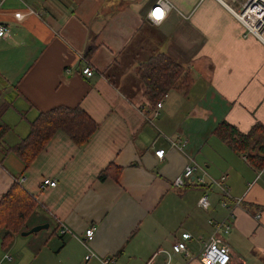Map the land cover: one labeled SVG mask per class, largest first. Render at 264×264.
<instances>
[{
    "label": "crops",
    "instance_id": "crops-1",
    "mask_svg": "<svg viewBox=\"0 0 264 264\" xmlns=\"http://www.w3.org/2000/svg\"><path fill=\"white\" fill-rule=\"evenodd\" d=\"M167 1L159 25L147 19L158 0L1 5L8 35L0 38V201L18 182L38 206L10 245L0 232V264H167L162 250L182 233L193 236L192 258L174 254L168 264H202L204 242L226 224L230 264H264V169L215 133L222 122L243 134L264 126V44L216 0ZM161 53L188 69L192 84L171 90L150 119L155 107L137 70ZM60 106L81 108L98 130L83 146L59 131L26 168L13 149L40 113ZM190 164L194 178L175 187ZM222 178L223 188L213 184ZM46 179L57 187L43 190ZM205 194L208 210L198 206ZM62 226L70 232L61 234ZM90 226L95 237L85 246Z\"/></svg>",
    "mask_w": 264,
    "mask_h": 264
},
{
    "label": "trees",
    "instance_id": "trees-1",
    "mask_svg": "<svg viewBox=\"0 0 264 264\" xmlns=\"http://www.w3.org/2000/svg\"><path fill=\"white\" fill-rule=\"evenodd\" d=\"M95 50V47L90 46L84 59L87 61L91 59ZM137 74L144 85V97L151 108L155 107L171 90L187 91L192 84L188 69L164 53L156 54L151 60L141 64ZM98 127L99 125L81 108L60 106L40 113L30 124L28 137L13 151L28 168L59 131L66 134L77 146H83L94 136ZM215 133L236 153L245 155L252 166L259 170L264 169V126L262 124H255L248 134H243L236 127L222 122ZM1 134L3 135L4 131ZM112 168L110 166L102 172L100 179H105ZM37 206V199L18 182L11 186L0 201V232L6 231L3 237L4 245L11 244L14 235L22 231Z\"/></svg>",
    "mask_w": 264,
    "mask_h": 264
},
{
    "label": "built area",
    "instance_id": "built-area-1",
    "mask_svg": "<svg viewBox=\"0 0 264 264\" xmlns=\"http://www.w3.org/2000/svg\"><path fill=\"white\" fill-rule=\"evenodd\" d=\"M223 7H226L230 13H232L236 19L243 24L246 30V35H251L258 39L262 44H264V0H230L231 3L227 5V0H216ZM5 2V0H0V7ZM234 3H237V6H233ZM169 2L167 0H158V5L151 8L150 12L147 15V19L154 25L161 24L164 19L167 10L169 9ZM159 9L162 15L158 19L154 13ZM8 35V29L0 23V38L4 39ZM82 73L85 77L91 78L94 75V72L91 68L86 67L82 70ZM168 95L166 94L155 106L153 111L150 113V119L156 118L159 114L160 109L163 107L164 101ZM173 145V144H172ZM176 146V144H175ZM155 155L158 158H163L165 155V150H157ZM196 170L195 165L186 166L182 175L178 176L173 184L177 188L185 187L192 178H194V172ZM200 183H204V180L201 178L197 179ZM225 178H222L219 182H214L218 186H222L224 184ZM57 182L46 179L43 180L41 184V188L44 190L46 188H56ZM223 188V186H222ZM199 208L204 210H208L210 208V201L208 195L205 194L198 201ZM224 206H227L224 203ZM233 216V215H232ZM94 226H90L85 231V239H83V244L87 246L90 242L93 241L95 237ZM232 226L229 224L218 226L217 232L214 233L207 241L204 242V245L201 249L200 255L198 256L200 262L202 264H230L232 261V249L230 245L225 241L222 237V233L228 235L231 233ZM67 227L62 226L60 233L65 235L69 233ZM222 232V233H221ZM193 240V236L189 233H182L180 238L176 239L171 251L162 250L168 258V263L170 262L172 256L174 254H182L186 258L191 259L192 255L188 249L187 242ZM94 256L93 253L88 254L85 257V260H89ZM167 263V264H168ZM103 264H114L113 258H108L104 260Z\"/></svg>",
    "mask_w": 264,
    "mask_h": 264
},
{
    "label": "water",
    "instance_id": "water-1",
    "mask_svg": "<svg viewBox=\"0 0 264 264\" xmlns=\"http://www.w3.org/2000/svg\"><path fill=\"white\" fill-rule=\"evenodd\" d=\"M47 228H49V225H48V224H45L44 226H38V227L32 229V230L29 231V232L23 233L22 235H23V236H27V235H29V234L36 233V232H38V231H40V230H42V229H47Z\"/></svg>",
    "mask_w": 264,
    "mask_h": 264
},
{
    "label": "bare ground",
    "instance_id": "bare-ground-1",
    "mask_svg": "<svg viewBox=\"0 0 264 264\" xmlns=\"http://www.w3.org/2000/svg\"><path fill=\"white\" fill-rule=\"evenodd\" d=\"M231 3V1L230 0H227V5H229ZM156 5H158V2L155 4V6ZM170 6V5H169ZM222 6H224L223 4H222ZM233 6H237V3H234L233 4ZM225 9H227L226 7H224ZM228 10V9H227ZM232 14V13H231ZM233 15V14H232ZM234 16V15H233ZM234 18L236 19V17L234 16ZM237 20V19H236ZM238 21V20H237ZM239 22V21H238ZM241 23V22H240ZM242 24V23H241ZM242 26H243V24H242ZM244 27V26H243ZM245 28V27H244ZM162 109V108H161ZM160 109V110H161ZM159 115V114H158Z\"/></svg>",
    "mask_w": 264,
    "mask_h": 264
},
{
    "label": "snow or ice",
    "instance_id": "snow-or-ice-1",
    "mask_svg": "<svg viewBox=\"0 0 264 264\" xmlns=\"http://www.w3.org/2000/svg\"><path fill=\"white\" fill-rule=\"evenodd\" d=\"M154 15H156V17L159 19L160 16L162 15V13L160 12L159 9H157L156 12L154 13Z\"/></svg>",
    "mask_w": 264,
    "mask_h": 264
},
{
    "label": "rangeland",
    "instance_id": "rangeland-1",
    "mask_svg": "<svg viewBox=\"0 0 264 264\" xmlns=\"http://www.w3.org/2000/svg\"><path fill=\"white\" fill-rule=\"evenodd\" d=\"M125 63H126V60H122L121 63H120V66H124ZM130 65H132V64L130 62H128L127 66H130Z\"/></svg>",
    "mask_w": 264,
    "mask_h": 264
}]
</instances>
